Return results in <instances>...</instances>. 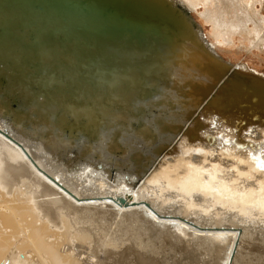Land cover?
<instances>
[{
  "label": "bare ground",
  "instance_id": "1",
  "mask_svg": "<svg viewBox=\"0 0 264 264\" xmlns=\"http://www.w3.org/2000/svg\"><path fill=\"white\" fill-rule=\"evenodd\" d=\"M161 1L183 40L159 53L161 63L139 67L144 83L153 79L149 92L131 85L139 65L124 71L128 92L116 88L88 115L95 138L66 135L47 116L10 112L0 96V264H183L164 256L165 234L176 255L196 246L211 255L203 264H235L230 249L242 231L234 219L264 220V123L207 112L237 70L264 78L222 55L238 37L240 49L264 51V0ZM120 214L147 223L135 225L147 242Z\"/></svg>",
  "mask_w": 264,
  "mask_h": 264
},
{
  "label": "water",
  "instance_id": "2",
  "mask_svg": "<svg viewBox=\"0 0 264 264\" xmlns=\"http://www.w3.org/2000/svg\"><path fill=\"white\" fill-rule=\"evenodd\" d=\"M168 14L161 0H0V96L6 110L47 116L66 135L95 138L97 123L88 122V115L116 88L128 92L124 71L139 65L131 85L144 83L139 67L161 63L159 53L172 40H183ZM208 67L214 68L211 62ZM230 80L209 110L228 116L235 111V124L264 123V78L237 70ZM148 83L142 86L146 93Z\"/></svg>",
  "mask_w": 264,
  "mask_h": 264
},
{
  "label": "rangeland",
  "instance_id": "3",
  "mask_svg": "<svg viewBox=\"0 0 264 264\" xmlns=\"http://www.w3.org/2000/svg\"><path fill=\"white\" fill-rule=\"evenodd\" d=\"M193 16H195L196 17V19L200 22V24L202 25V28H204L205 29V32H206V34H208V33H211L212 32V26L211 25H209V24H205V23H203V22H201V19L200 18H198L194 13L192 14ZM205 32H204V34H205ZM208 32V33H207ZM238 39V40H237ZM236 39V45L234 46H232V47H230V48H225L226 50H224L223 51V57L227 60V61H232L234 64H236V63H240V62H246V63H248L249 64V66L252 68V69H257V70H259V71H262V72H264V51H259V50H257V49H254L253 51H249V49H240V47L242 46V41H241V39L238 37ZM205 112H206V110H205ZM207 112H211V110H207ZM221 120V119H220ZM229 121V120H228ZM226 122H227V120H226ZM248 123H252V122H248ZM246 129H248V126L246 125L245 126V129H243L242 131H245ZM142 197H140L139 198V200L141 199ZM152 201L153 199H148V201ZM142 201V200H141ZM153 202V201H152ZM173 212V211H172ZM171 212V213H172ZM167 213V212H166ZM170 213V212H169ZM195 212H193V213H191V215L192 216H194V218L196 217L197 218V214L195 213ZM174 214H179V213H175L174 212ZM183 214V213H182ZM179 215H181V214H179ZM119 216H121V217H119ZM117 217L118 218H121V222H122V224H124L126 221L128 222V221H130V223H125L124 225H133V227H138V226H135V225H140V223H141V225H144V224H147V223H145V222H143V221H141L140 223H138L137 224V221L138 220H132V217H129V215L128 216H126V215H124V217H123V214H120V215H117ZM123 217V218H122ZM126 217V218H125ZM125 218V219H124ZM234 217H232V219H233ZM236 218V217H235ZM132 221H131V220ZM228 220L227 221V223H229V225L227 224V226H231L233 223L235 224L236 222L238 223V224H236L238 227H240V228H238V229H240V231H242V233H241V236H240V241H239V243H238V245H237V247L236 248H231L230 250H231V257L232 258H234L235 256V260L237 261V262H235V264L237 263V264H242L241 262H244L243 264H264V256H262V255H264V247L262 246V245H264V241H263V239H264V231H262V230H264V220H261V219H257V220H254L253 218H249L250 220H241V219H234V220H236L235 222H233L232 223V221L233 220ZM254 220V221H253ZM193 221V220H192ZM256 221V222H255ZM121 222H120V224L119 225H122L121 224ZM139 222V221H138ZM143 222V223H142ZM151 222H153V221H151ZM196 222L198 223L199 221H197L196 220ZM208 222V221H207ZM255 222V223H254ZM262 222V223H261ZM168 223V222H167ZM201 223V222H200ZM231 223V224H230ZM242 225H241V224ZM199 224V223H198ZM213 223H211V224H203V222L201 223V225H202V227H203V225L206 227V228H208L209 226H211ZM233 224V225H234ZM148 225H149V222H148ZM208 225V226H207ZM220 225V224H219ZM219 225H216V226H219ZM225 224H222V225H220L219 227H226V225L224 226ZM249 226L251 227L250 229H249ZM119 226H117V231H120V229L118 228ZM166 227H169V226H166ZM212 227H215V225L213 224V226ZM256 227V228H255ZM258 228H259V232L257 231L258 230ZM262 228V229H261ZM138 230V232H136L137 230ZM135 230H134V235H136V236H138V237H140V238H143V239H146V232L143 230L142 231V229H138V228H136ZM173 229V228H172ZM171 229V231L172 232H174V230H172ZM246 229V230H245ZM248 229V230H247ZM257 229V230H256ZM261 229V230H260ZM244 230V231H243ZM178 231V230H177ZM180 231V230H179ZM253 231V232H252ZM143 232H145V235L143 234ZM259 234H258V233ZM182 237H183V235H184V237L185 236H187L185 233H182V231H180V232H178ZM256 235H255V234ZM260 233H261V235H260ZM145 237H144V236ZM188 236H190V235H188ZM195 236H197V235H195ZM263 238H262V237ZM106 237H108V236H106ZM164 237H166V239L169 237H171V235H169L168 236V234H165V236H163V238H161V239H163V241L165 242V248H163V250H165V251H167V252H163V254H164V256H166L167 255V257L169 258V262H171V263H173V259L175 258V257H177L178 259L180 258V261H182V263L183 264H203L202 263V261H203V258H208V260H209V252H208V250L207 249H200V248H198V247H196V246H194L190 251H189V248H188V251L189 252H187V247L186 248H184V250H182L181 248H180V250H182V251H178L177 250V255L174 253V251L176 250L174 247H177V246H174V242H173V240H172V238H168L167 240L164 238ZM191 237H193V235H191ZM191 237H188V238H191ZM209 237V236H208ZM259 237H261L262 238V240H261V238H259ZM210 238V237H209ZM189 240V239H188ZM195 240V239H194ZM244 240V241H243ZM257 240V241H256ZM259 240H261V242H259ZM168 241V242H167ZM106 242V241H105ZM145 242H147V239L145 240ZM144 242V240L142 241V243H145ZM169 242H170V244H169ZM200 242V241H199ZM198 242V243H199ZM257 242V243H256ZM167 243V244H166ZM257 245H256V244ZM258 243H259V245H258ZM260 243H261V246H260ZM169 244V245H168ZM166 245H168V246H170V247H168V246H166ZM176 245V244H175ZM224 245V247H223V249L225 248V244H223ZM254 245V246H253ZM239 246V247H238ZM256 247H261V248H257L256 249ZM167 248V249H166ZM169 248V249H168ZM172 248H174V249H172ZM222 248V247H221ZM263 248V249H262ZM172 249V250H171ZM185 249H186V252H185ZM256 249V250H255ZM262 251H261V250ZM225 250V249H224ZM237 250V251H236ZM260 250V251H259ZM169 251V252H168ZM173 252V253H171V252ZM184 251V252H183ZM244 251V252H243ZM258 251V252H257ZM214 252H216L217 253V251L215 250ZM232 252H233V254H232ZM257 252V253H256ZM262 252V253H261ZM168 253V254H167ZM184 253V254H183ZM236 253V254H235ZM255 253H256V255H255ZM173 254V255H172ZM180 254V255H179ZM205 254V255H204ZM241 254V255H240ZM176 255V256H175ZM204 255V257H202ZM235 255V256H234ZM260 255H261V258H260ZM87 256H90L89 254L87 255ZM164 256H162V255H160V257H164ZM183 256V257H182ZM199 256H201L202 258H200ZM211 256V255H210ZM167 257H164V259L165 260H168V258ZM172 257H173V259H172ZM241 258V259H239V258ZM167 258V259H166ZM172 260H171V259ZM259 258V259H258ZM182 259V260H181ZM202 259V260H201ZM200 260H201V262H200ZM206 259H204V264H206V262H207V260L205 261ZM258 260V261H257ZM262 260H263V262H262ZM199 261V262H198ZM255 261H257V262H255ZM254 262V263H253Z\"/></svg>",
  "mask_w": 264,
  "mask_h": 264
},
{
  "label": "snow or ice",
  "instance_id": "4",
  "mask_svg": "<svg viewBox=\"0 0 264 264\" xmlns=\"http://www.w3.org/2000/svg\"><path fill=\"white\" fill-rule=\"evenodd\" d=\"M253 159H257L256 157H253ZM259 166L264 169V161H260Z\"/></svg>",
  "mask_w": 264,
  "mask_h": 264
}]
</instances>
